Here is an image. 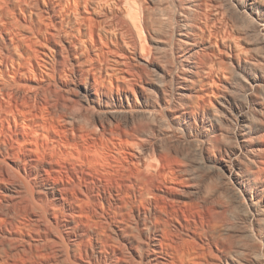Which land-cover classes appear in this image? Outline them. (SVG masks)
I'll return each mask as SVG.
<instances>
[{
    "label": "bare ground",
    "instance_id": "6f19581e",
    "mask_svg": "<svg viewBox=\"0 0 264 264\" xmlns=\"http://www.w3.org/2000/svg\"><path fill=\"white\" fill-rule=\"evenodd\" d=\"M64 2L44 72L40 29L0 9V264H264V0ZM66 32L106 63L78 69ZM56 76L85 113L56 111ZM164 145L202 178L153 165Z\"/></svg>",
    "mask_w": 264,
    "mask_h": 264
},
{
    "label": "rangeland",
    "instance_id": "374dc122",
    "mask_svg": "<svg viewBox=\"0 0 264 264\" xmlns=\"http://www.w3.org/2000/svg\"><path fill=\"white\" fill-rule=\"evenodd\" d=\"M29 3H28V2ZM38 1V2H37ZM52 1H53V3H52ZM56 1V2H55ZM65 0H51L50 2H49V0H1L0 1V9H2V10H4L2 13L4 14L5 13V11H6V13L8 14V15H6L5 17H4V19L5 20H9V21H11V18H12V23H13V19H17L16 21H18V19H20L18 22H20V21H22V22H20V23H22V26H23V24L25 23L24 21H26V23L24 24V27H26L27 28V26H29L30 25V22L32 21L33 22V24H34V28H37V29H40L39 30V32H37L38 30H34V31H30L29 32V30L27 31L26 29L23 31L24 32V34H23V32H21V35L22 36H24L25 34L27 35V37L29 36V37H32V39L34 40V42H36V46H35V48H36V50L38 51V59H37V63L35 64V66H38V69H39V65L41 64V63H43L42 65H40V66H42V69H43V72L44 71H46L47 69H45V67L47 68V66H49V67H52V60L51 59H53V57H52V51L51 50H54L55 48L54 47H56L57 45L55 44V43H58L57 41L59 40V38L61 37L62 39H64L65 38V33H64V30H66L63 26H60V25H63V24H61L62 22H60L59 20H57V18L54 20V26H53V28L51 29V26L53 25V23L51 22L50 23V26H49V28H50V30H48L47 28H45V27H47V26H45L44 27V25H42V22H43V20L44 19H46V18H42V17H45L44 16V11H43V8L45 7V6H49V5H53L54 3H60V4H65V2H64ZM26 2L28 3V4H26ZM36 2V3H35ZM42 2H44V3H42ZM45 2H46V4H45ZM31 4H33V5H31ZM38 4V5H37ZM43 4H45V6L43 5ZM55 4V5H56ZM28 5V6H27ZM29 6H31V7H29ZM12 7V8H11ZM9 8V9H8ZM23 8V9H22ZM10 9H11V11H10ZM14 9V10H13ZM22 9V10H21ZM34 9V10H33ZM35 9H36V11H35ZM1 10V11H2ZM9 10V11H8ZM26 10V11H25ZM31 10V11H30ZM0 11V12H1ZM16 11V12H15ZM23 11H25L24 13H25V15H26V18H25V16H23V14L24 13H22ZM27 11H28V13H27ZM8 12H10V13H13L12 15H14V16H12L11 14L9 15V13ZM32 12H33V14H32ZM19 14H20V16H19ZM30 14H31V16H30ZM28 15V16H27ZM10 16H12V17H10ZM17 16V17H16ZM31 17L30 19L31 20H27V18L28 17ZM14 17H16V18H14ZM23 17L25 18V20L23 19ZM6 18H9V19H6ZM35 19V20H34ZM4 20V21H5ZM41 20H42V22H41ZM28 22V23H27ZM38 22V23H37ZM41 24H40V23ZM58 22V23H57ZM60 22V23H59ZM1 23V22H0ZM7 23V22H6ZM36 23V24H35ZM45 23H48V21H47V19H46V21H45ZM9 24H11L10 22H9ZM26 24H27V26H26ZM38 24V25H37ZM40 24V25H39ZM52 24V25H51ZM35 26H37V27H35ZM38 26L40 27H42V28H38ZM59 26V27H58ZM61 27V28H60ZM63 27V28H62ZM44 28H45V30L46 31H44V33L42 32L43 30H44ZM56 28V31H54V29ZM64 29V30H63ZM42 30V31H41ZM47 30L50 32V34L51 35H49L50 36V42H46L47 44H45V39H44V34H46L47 33ZM36 31V32H35ZM43 33H41V32ZM61 31H63V32H61ZM67 31V30H66ZM36 33L35 35L38 37H35L34 35H31V34H34V33ZM40 33V34H39ZM52 33H55L56 35H52ZM57 33H59L58 35H57ZM68 32H66V38L68 39V40H70V41H72L73 40V42H75V43H79L80 44V42H82V44H84L83 45V47H81L80 48V46H79V48L80 49H78V52L80 53V51L82 52V54L84 55H82V57L80 56L79 57V53H77V55H78V57H79V62H82V63H80V65L82 64L83 66H81V67H79V65H77L76 66V64L74 65L76 68L77 67H79L78 69H81V70H84V71H86L87 69L89 70H91L92 69V71L93 70H97L96 68H98L100 65H98V64H100V62H101V60H103L102 62L103 63H106V55L104 56V59L102 58V56L103 55H100L99 57L101 58V59H99L98 60V58H97V56H98V54H96L98 51L97 50H95V48H93L92 46H90L89 45V43L87 42V40L85 39L84 40V38L83 37H81V36H79V35H77V34H75V33H68V34H71V35H68L67 34ZM28 34H30V35H28ZM39 34V35H38ZM42 34V35H41ZM72 34L73 35H75L74 37L72 36ZM63 35V36H62ZM70 37H72V39L71 38H68V36ZM39 36H41V37H39ZM60 36V37H59ZM77 39H76V38ZM80 39H79V38ZM42 38H43V41H42ZM60 38V39H61ZM74 38V39H73ZM82 38V39H81ZM83 40H84V43H83ZM40 41V42H39ZM41 42H42V44H44V45H42L41 44ZM53 42V43H52ZM86 42V43H85ZM39 43H40V45H39ZM77 43V44H78ZM82 44H81V46H82ZM88 44V45H87ZM41 45H42V47H41ZM87 45V46H86ZM40 46V47H39ZM90 46V47H89ZM86 47V48H85ZM39 48V49H38ZM54 48V49H53ZM89 48V49H88ZM93 50H92V49ZM86 49L88 50V51H86ZM49 50H50V52H51V54H50V52H49ZM85 51V52H83V51ZM96 51V52H95ZM88 53V54H87ZM94 53V54H93ZM81 55V54H80ZM50 56V58H49V60H48V57ZM76 58H77V56H76ZM74 59V58H71V57H68V61H71V59H72V62H74V63H77V60L78 59ZM97 59V60H96ZM74 60V61H73ZM76 60V61H75ZM39 61H40V64L38 65V63H39ZM48 63V61H51V64H48L47 65V63ZM45 62V63H44ZM96 62V63H95ZM63 63H65L64 64V66H65V70H64V73H63V75H64V77H63V79H64V81H65V78H66V81L68 82V80L67 79H69L70 77L72 78V69L70 68V66L69 65H67L66 64V62L64 61ZM102 63V64H103ZM44 64H46V66L44 65ZM43 66H45V67H43ZM98 66V67H97ZM92 67V68H91ZM94 67H95V69H94ZM41 69V68H40ZM42 69H41V71H42ZM51 69V68H50ZM71 71V74L70 73H68L69 71ZM89 70V71H90ZM40 70H38V72H39ZM48 71V70H47ZM67 72V74H68V76H69V78H67L68 76L65 74ZM62 75V76H63ZM65 75L67 76V77H65ZM71 78H70V80L69 81H71ZM58 78H57V76H56V79L54 78V82H55V80L57 81V82H53V81H51V82H49V81H44V82H40L39 84H41V86L43 87L42 89H44V87H48V85H49V83H50V87H49V89L52 91L51 93H53V94H55V90H57V94H58V96H57V94L56 95H48L49 93L48 92H50V91H48L49 89L46 87V89H48L47 90V92H46V96H48V99H50V98H52V97H54V96H57V98H59V100L62 102L63 100H67V99H72L71 101H73V102H75V103H71V101H69V100H67V102H66V104L68 103V105H69V102H70V105H72L71 106V108H72V112H75V111H79V110H81L82 109V111L80 112H78L79 114L80 113H85V108H84V105L79 101V104H78V102L76 101L78 98L73 94L72 95V93H70L69 94V92H64V90H61V88H60V86L59 87H57L56 85L58 84L59 85V83H58V80H57ZM46 82V83H45ZM26 84L28 87L29 86H34V87H36V84L35 83H31V82H23V84ZM48 83V84H47ZM45 84V85H44ZM53 84V85H52ZM38 86V85H37ZM40 86V85H39ZM40 86V87H41ZM52 86H56L58 89H56V87L54 88V87H52ZM60 89V90H59ZM44 91V90H43ZM46 91V90H45ZM58 91H60V92H58ZM52 96V97H51ZM76 97V98H75ZM57 98H56V100H57ZM61 98H62V100H61ZM54 99H55V97H54ZM53 99V100H54ZM51 100V99H50ZM49 100V101H50ZM53 100H51L53 103H51L52 105V107L54 108L55 107V105H57L56 103H58V102H60V101H56V100H54L56 103H54V101ZM60 102V105H59V103H58V105H57V107H55V108H58L56 111H58L59 110V108H61V107H63V105H65V107H66V104L65 103H61ZM80 103L82 104V105H80ZM55 104V105H54ZM67 105V106H68ZM70 105L68 106V108L66 109V108H61L60 109V112H61V110L63 111V110H67L68 111V109H70L69 107H70ZM59 106V107H58ZM61 106V107H60ZM82 106V108L80 109V107ZM52 107H50V110L51 111H53V110H55V108L54 109H52ZM83 109H84V111H83ZM70 111H71V109H70ZM69 111V112H70ZM72 112H70V113H72ZM78 113H76V114H78ZM74 114V113H73ZM151 127V124H149V122H146V121H143V120H138L135 124H134V126L131 128V126H130V128L129 129H127V128H123L122 129V131H124V132H126L125 130H127V132L129 131L130 133H131V135L133 134V136L134 135H138V137L136 136V138L141 142V145H145V146H149L150 144H152L153 142V140H151L152 138L150 137H146L143 133H147L148 131H151L152 130V128H150ZM131 129V130H130ZM132 131V132H131ZM134 131H136V132H134ZM126 132V133H127ZM140 132V133H139ZM129 133V134H130ZM136 133V134H135ZM140 135V136H139ZM164 135V134H163ZM162 135V136H163ZM161 136V137H162ZM165 136V137H164ZM162 138L164 139V140H166V135H164ZM176 137H178L177 139H181L182 138V135H177ZM142 139V140H141ZM139 142V143H140ZM143 142V143H142ZM165 146V145H164ZM151 148V147H150ZM168 147L167 146H165V147H162V148H160V149H157V148H152V150H153V154H154V160L152 161V163H153V165H155V166H158V165H160V164H163V162L164 161H166V160H168V161H170L171 163H173L174 162V160H176L177 161V159H178V163L180 164H178V166H176V168H177V171L179 172H177V178H191V177H189V176H187V174H186V168L187 167H189L191 164H192V166H194V165H197V167H198V164H197V160H196V155L195 154H193V153H189L190 155H192L191 157H190V161L189 160H185V162H184V160H182L180 157L178 158V156H174V157H171V159H174V158H177V159H174V160H171L170 159V156H173L172 154V152L171 151H169V149H167ZM164 149H166V150H164ZM181 149V148H180ZM151 151V150H150ZM170 152V153H169ZM172 153V154H171ZM191 158H192V161L193 162H191ZM173 161V162H172ZM181 162V163H180ZM187 162L188 163H190V165H188L187 164ZM167 162H164V164H166ZM194 164V165H193ZM175 165H177V164H175ZM187 166V167H186ZM190 167V168H193L194 169V167L198 170L199 168H197L196 166H194V167ZM181 170V171H179V170ZM188 169V168H187ZM195 169V170H196ZM197 170H196V173L198 174V175H195L194 176V178H202V175L203 174H205V171L204 172H201V170L199 171L198 170V172H197ZM200 172V173H199ZM159 178V177H158ZM161 178V177H160ZM168 178H170V177H168ZM172 178H174V177H172ZM176 178V177H175ZM193 178V177H192Z\"/></svg>",
    "mask_w": 264,
    "mask_h": 264
}]
</instances>
